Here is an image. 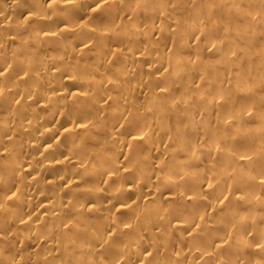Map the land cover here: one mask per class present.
Instances as JSON below:
<instances>
[{
    "label": "clouds",
    "instance_id": "clouds-1",
    "mask_svg": "<svg viewBox=\"0 0 264 264\" xmlns=\"http://www.w3.org/2000/svg\"><path fill=\"white\" fill-rule=\"evenodd\" d=\"M0 264H264V0H0Z\"/></svg>",
    "mask_w": 264,
    "mask_h": 264
}]
</instances>
